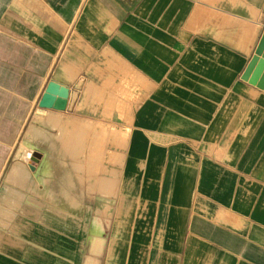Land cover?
<instances>
[{"label":"crops","instance_id":"crops-1","mask_svg":"<svg viewBox=\"0 0 264 264\" xmlns=\"http://www.w3.org/2000/svg\"><path fill=\"white\" fill-rule=\"evenodd\" d=\"M263 33L264 0H0V264H264ZM51 81L126 131L119 196L19 156Z\"/></svg>","mask_w":264,"mask_h":264},{"label":"rangeland","instance_id":"rangeland-1","mask_svg":"<svg viewBox=\"0 0 264 264\" xmlns=\"http://www.w3.org/2000/svg\"><path fill=\"white\" fill-rule=\"evenodd\" d=\"M38 109V107L34 108L33 115H35L24 126L15 149L19 151L21 145L26 147L27 152H33V150L37 149L44 154V159L46 160L47 158L46 161L52 160V164L55 165L57 159H60L66 173L70 170L71 179H77L79 176L78 179L80 181H87L88 179L90 180L91 175L97 174L95 178L98 181L96 191L108 197L119 196V188H116L119 185L118 179L101 177V175L104 176L106 166L115 169L119 168L123 159L121 153L124 147L120 138L121 136L124 138L126 131L122 132L120 126L106 124V120H112L110 110L106 112L104 109H97L96 123L79 124L78 119L74 121L72 118V109L65 113H62L64 111L56 113L55 110ZM58 132L61 133V140H57L56 134ZM27 134L32 137L30 138L31 145H27L25 142L24 138L27 137ZM12 159L10 164L16 163L15 156L12 155ZM44 159L42 158L41 162ZM23 160L26 161L25 155ZM28 163L34 166L37 165L32 161ZM118 174V171L114 172V176ZM75 176L76 178H74ZM133 191L131 193L135 195V190ZM97 208L98 212L103 211V207L100 205ZM104 208L109 220L108 227H111L114 219L115 204H107Z\"/></svg>","mask_w":264,"mask_h":264},{"label":"water","instance_id":"water-1","mask_svg":"<svg viewBox=\"0 0 264 264\" xmlns=\"http://www.w3.org/2000/svg\"><path fill=\"white\" fill-rule=\"evenodd\" d=\"M243 80L256 85L259 89L264 90V33L258 43L255 54L250 61L246 71L242 77ZM70 90L64 85L55 81L49 82L45 92L39 101L38 106L42 109H54L58 111H66L68 106ZM36 155V153H34ZM33 156L31 161L40 164L42 159ZM32 171H36L34 165L29 164Z\"/></svg>","mask_w":264,"mask_h":264},{"label":"bare ground","instance_id":"bare-ground-1","mask_svg":"<svg viewBox=\"0 0 264 264\" xmlns=\"http://www.w3.org/2000/svg\"><path fill=\"white\" fill-rule=\"evenodd\" d=\"M61 85H62V84H61ZM42 110H43V109H42ZM47 110H54V109H47ZM55 111H56V113H57V112H61V111H58V110H55ZM53 112H54V111H53ZM30 138H32V137L30 136V134H28L27 137H26V139H25V142H26L27 145H28V144L31 145V143H30ZM24 145H25V144H24ZM28 151H29V150H28ZM34 153H36V155H35ZM22 154H23V155H22ZM15 155H16V154H15ZM24 155H25V160H26L27 162L31 161V159H32V157H33L34 155L36 156V158H38V159H40V160H41L42 158H44V154H42L41 151L35 149V150H33V152H27L26 147H24V146L21 145V148H20V151H19V156H23L22 159H24ZM16 159H17V158H16ZM43 163L46 164L47 161L44 159ZM15 164H16V165H15V167L13 168L12 173H11V178H12V177L14 178V177L20 175V174H18V169H19V166L22 165V163H21V162H17V163H15ZM15 172H17V173H15ZM116 188H118V186H117Z\"/></svg>","mask_w":264,"mask_h":264}]
</instances>
